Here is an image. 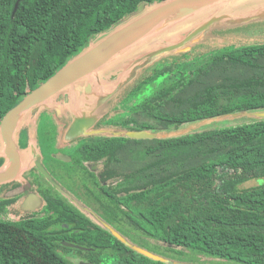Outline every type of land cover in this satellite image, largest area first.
Instances as JSON below:
<instances>
[{"label": "trees", "instance_id": "16d2710c", "mask_svg": "<svg viewBox=\"0 0 264 264\" xmlns=\"http://www.w3.org/2000/svg\"><path fill=\"white\" fill-rule=\"evenodd\" d=\"M161 1L21 0L12 17L16 0H0V121L91 39L139 4ZM262 62L264 44L164 62L132 88L138 94L146 89L144 84L160 78L157 89L128 108L126 126L120 129L163 135L221 115L264 110V68L258 66ZM217 64L242 66L245 75L191 91L194 79ZM20 75L24 91L17 89ZM222 89L236 93L224 106L218 101ZM134 115L143 121L130 128L134 119L129 117ZM124 137L127 155L130 150L152 170L130 216L136 227L171 246L241 264H264V120L153 140ZM251 180L261 181L241 189ZM125 248L124 264H165ZM0 264L67 262L38 226L0 221Z\"/></svg>", "mask_w": 264, "mask_h": 264}, {"label": "water", "instance_id": "95a60500", "mask_svg": "<svg viewBox=\"0 0 264 264\" xmlns=\"http://www.w3.org/2000/svg\"><path fill=\"white\" fill-rule=\"evenodd\" d=\"M20 1L16 0L12 17ZM261 19H264V0H164L139 4L134 12L107 32L91 39L87 48L3 116L0 121V185L17 179L30 159H36L35 122L46 111L54 112L66 124L63 129L65 141L88 135L126 136L137 140L175 135L176 130L161 135L146 130L95 129V125L156 66L220 50L233 41L229 33L236 26ZM223 41L226 44H222ZM57 98H61V103H54ZM241 117L247 118L248 122L264 120V110L211 119ZM25 127L29 132L31 153L26 152L23 157L18 140ZM59 158L66 160L62 156ZM36 167L52 181L39 162ZM106 227L136 253L169 264L165 259L130 245L107 224Z\"/></svg>", "mask_w": 264, "mask_h": 264}, {"label": "flooded vegetation", "instance_id": "af4514ba", "mask_svg": "<svg viewBox=\"0 0 264 264\" xmlns=\"http://www.w3.org/2000/svg\"><path fill=\"white\" fill-rule=\"evenodd\" d=\"M155 83L144 84L146 89L138 94L131 92L95 129L125 128V114L137 104L133 99L149 88L150 95L157 89ZM54 103H61V98ZM129 118L135 120L130 128L143 121L136 115ZM35 125L36 159H30L17 179L0 185V221L38 226L67 264H124L127 246L106 224L123 238L130 229L150 237L130 216L152 170L134 159L130 150L127 155L125 137L88 135L65 141L66 124L51 111L42 113ZM18 148L23 157L31 153L26 127L19 134ZM37 162L52 181L36 167Z\"/></svg>", "mask_w": 264, "mask_h": 264}, {"label": "rangeland", "instance_id": "374dc122", "mask_svg": "<svg viewBox=\"0 0 264 264\" xmlns=\"http://www.w3.org/2000/svg\"><path fill=\"white\" fill-rule=\"evenodd\" d=\"M229 34L230 36L233 37V41L229 43L230 45L224 46V48H221L220 50L210 51L209 53H216L221 50L223 51L227 49L229 50L240 49L242 47L264 44V19L254 20L243 25H238L235 27L234 31H231ZM225 41H223L222 44H226ZM191 58H193V56L185 57V61H188V59ZM258 66L264 68V63L262 62ZM242 68H243L242 66L239 67L238 65L237 67L231 65H221V64L214 65L208 68L202 75H200V77L194 79L193 83L190 86V90L196 91L202 89L206 85H211L216 82L220 83L225 79H230L232 76L235 75H238L239 77L243 76L245 74L241 72ZM159 79L160 78L156 79L157 80V82L155 83L156 85ZM17 89H19L20 91H24V79L21 75L17 79ZM131 91L132 89L127 91V93L117 103H115L114 106L111 107L110 109L111 111H109L107 115L111 116L113 114V109L120 104V101L122 99L125 100L126 97L131 93ZM227 91L229 90L222 89L219 92L218 101L219 104L223 106L227 105L230 99L236 96V93L234 91H229V92ZM252 92L253 91H251V93ZM149 93H150V88L145 92V94L142 93L143 95L141 94L137 96L135 99H133L132 103H138L144 97L149 95ZM246 123H248V119L245 117H241L234 120L211 119L203 122H195L180 126L176 129L175 135L184 136L196 132L200 133L209 130L235 127L239 125H244ZM260 181L261 180H251L243 184L241 186V189L255 187L258 185ZM124 238L130 245L140 248L162 259H165L171 264H241L234 260L223 259L205 254H199L190 249H185L182 247H175L171 245L168 246L167 244L158 242L151 237L142 235L131 229L128 230V232H125Z\"/></svg>", "mask_w": 264, "mask_h": 264}]
</instances>
